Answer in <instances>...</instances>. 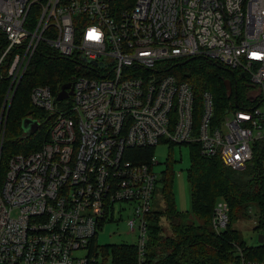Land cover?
Segmentation results:
<instances>
[{"label":"built area","instance_id":"1","mask_svg":"<svg viewBox=\"0 0 264 264\" xmlns=\"http://www.w3.org/2000/svg\"><path fill=\"white\" fill-rule=\"evenodd\" d=\"M0 31V78L9 79L0 133L39 44L79 68L66 109L48 85L31 89V103L49 119L48 137L38 150L10 156L0 172V264H94L79 250L107 216L128 209L133 264H148L158 162L138 161L134 149L198 142L203 156L243 169L264 142V0H0ZM194 57L245 77L256 89L252 105L216 121L212 93L203 90L197 104L192 86L167 71V62ZM228 210L216 201L218 233ZM235 255L219 264H264L239 247Z\"/></svg>","mask_w":264,"mask_h":264},{"label":"trees","instance_id":"2","mask_svg":"<svg viewBox=\"0 0 264 264\" xmlns=\"http://www.w3.org/2000/svg\"><path fill=\"white\" fill-rule=\"evenodd\" d=\"M4 34L0 31V52L5 44ZM169 72L188 82L200 104V93L208 90L214 100V117L219 120L228 109L236 107L248 109L250 95L254 88L240 73L226 66L201 57L167 62ZM77 61L60 55L56 50L39 44L32 55L18 83L8 108L2 113L5 119L4 134L0 144V172L6 167L7 160L20 150L21 153L38 150L48 137L49 119L46 112L31 103L30 92L34 86L48 85L57 94L62 84L71 82L78 72ZM6 73V65L1 68ZM225 82L231 84L228 94ZM9 79L0 78V116L3 110L4 95ZM237 102V106L234 104ZM200 107L196 108V119ZM24 118L39 122L33 133L42 132L41 141L23 145L26 134L21 133ZM46 130V131H45ZM190 161L186 168V181L189 188L190 211L183 212L175 208L171 183V161L162 172L163 189L162 208L153 209L147 215L150 220V232L147 243L148 264H219L236 259L239 247L247 259L264 260V241L249 245L234 223L253 220L254 229L264 233V142H256L253 156L243 169L225 166L218 155L203 156L198 142L188 143ZM154 147L135 148L138 161H148ZM223 199L228 205L229 220L221 232L211 225V216L217 200ZM164 219L167 231H163L160 222ZM136 255L134 244H121L112 248L111 264H133ZM104 264V260L101 263ZM94 263V264H95Z\"/></svg>","mask_w":264,"mask_h":264},{"label":"rangeland","instance_id":"3","mask_svg":"<svg viewBox=\"0 0 264 264\" xmlns=\"http://www.w3.org/2000/svg\"><path fill=\"white\" fill-rule=\"evenodd\" d=\"M176 77L178 76L176 75ZM253 92H256L255 88ZM56 103L60 109H66V100H60ZM4 125L5 119L3 117L0 142L4 134ZM20 131L21 133L19 135H23V130L21 127ZM43 136L44 135L42 132L28 134L25 136L26 139L22 142V144L31 145V143L37 141L39 142ZM15 152L21 153L20 150H16ZM152 157L158 162L157 165L154 166V170L158 173V178L155 184L154 193L152 195V208L158 209L162 208L164 205L162 198V189L164 183L162 179V172H164V170L168 167V161H171V169L173 172L171 190L175 208L179 211L189 212L190 198L189 188L186 181V168L189 166L190 161V146L188 144H170L166 141H161L153 148ZM120 206L121 203H115L116 209ZM129 215L130 210L128 209L123 213L117 212L112 215V217L107 216L106 219H104L100 224L99 229L96 231V234L89 246L80 249L78 253L82 255H88L90 258L94 257L97 263H101L102 260H104V264H111L112 248L114 246L121 244H134L136 242V235L129 232V228L126 223V218ZM160 226L163 231H167V224L164 219L161 220ZM233 226L235 229L240 231L247 244L252 245L258 242V235L261 233L254 229L253 220H239L235 222Z\"/></svg>","mask_w":264,"mask_h":264},{"label":"water","instance_id":"4","mask_svg":"<svg viewBox=\"0 0 264 264\" xmlns=\"http://www.w3.org/2000/svg\"><path fill=\"white\" fill-rule=\"evenodd\" d=\"M226 89L228 94L231 93V84L229 82H225ZM72 93V85L71 82H67L61 85L59 92L56 95V100L60 101L67 98ZM235 104H237L235 102ZM39 125V122L35 119L24 118L21 122V128L24 134L28 135L33 133ZM263 234L258 235V242H263Z\"/></svg>","mask_w":264,"mask_h":264},{"label":"crops","instance_id":"5","mask_svg":"<svg viewBox=\"0 0 264 264\" xmlns=\"http://www.w3.org/2000/svg\"><path fill=\"white\" fill-rule=\"evenodd\" d=\"M263 241H264V239H263Z\"/></svg>","mask_w":264,"mask_h":264}]
</instances>
